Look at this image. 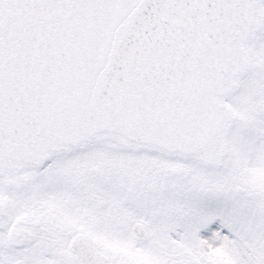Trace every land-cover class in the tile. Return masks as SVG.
I'll use <instances>...</instances> for the list:
<instances>
[{
	"label": "snow or ice",
	"instance_id": "snow-or-ice-1",
	"mask_svg": "<svg viewBox=\"0 0 264 264\" xmlns=\"http://www.w3.org/2000/svg\"><path fill=\"white\" fill-rule=\"evenodd\" d=\"M0 264H264V0H0Z\"/></svg>",
	"mask_w": 264,
	"mask_h": 264
}]
</instances>
